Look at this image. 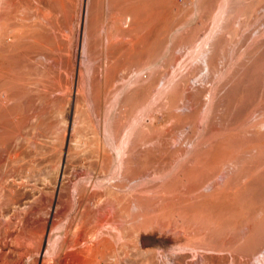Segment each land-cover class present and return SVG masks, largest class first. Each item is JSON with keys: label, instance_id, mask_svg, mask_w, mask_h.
<instances>
[{"label": "rangeland", "instance_id": "1", "mask_svg": "<svg viewBox=\"0 0 264 264\" xmlns=\"http://www.w3.org/2000/svg\"><path fill=\"white\" fill-rule=\"evenodd\" d=\"M156 5L150 33L138 30L145 39L135 56L106 58L101 27L110 9L104 0H78L71 59L64 58L61 45L49 58L31 59L47 87L68 78L66 107L89 109L110 156L102 161L103 147L83 159L75 155L63 173L62 160L55 184L45 168L22 180L13 176L19 191L4 206L8 221H0V264L33 263L35 253L18 242L29 245L26 238L40 235V218L51 240L83 232L88 242L108 181L120 182L128 197L122 210L137 199L144 217L166 203L165 191L201 185L183 194L180 215L170 219L200 226L220 253L230 249L248 256V264L264 250V0H156ZM20 10L29 13L25 5ZM86 36L90 59L83 56ZM72 122L71 117L69 130ZM207 182L213 187H202ZM67 194L71 205L65 208ZM47 197L52 204L44 208ZM125 213L131 217V211ZM157 237L140 243L145 255L125 264H154L179 250L175 241ZM228 238L231 245L224 244Z\"/></svg>", "mask_w": 264, "mask_h": 264}, {"label": "bare ground", "instance_id": "2", "mask_svg": "<svg viewBox=\"0 0 264 264\" xmlns=\"http://www.w3.org/2000/svg\"><path fill=\"white\" fill-rule=\"evenodd\" d=\"M77 1L0 0V221H8L10 215L6 217L8 209L4 206L13 203L19 191L17 177L13 176L29 178L36 169L45 168L44 174L55 184L62 160L63 173L71 157L99 153L102 147V161H109L110 155L97 134L89 109H81L77 103L66 107L70 99L68 78L58 86L47 87L38 73V64L31 61L35 56L51 57L60 45L67 52L64 58L71 59ZM96 2L100 4L103 0ZM104 2L110 9L109 22L101 27L105 57L135 56L145 39V35L138 34L139 28L147 29V35L153 27L156 0ZM23 5L29 13L20 12ZM91 48L87 36L84 37V59L91 58ZM55 90L59 93L55 94ZM76 101L79 103L78 97ZM71 117L73 122L69 130L66 124ZM65 141L68 142L66 148ZM211 185L207 182L202 187H213ZM200 187L165 191L166 203L157 208L152 217H144L140 214L142 203L137 199L129 201L123 211L122 201L126 196L121 192V184L108 181L103 186L106 200L102 213L97 217L88 242L83 232L75 237L64 235L61 242L58 236L51 240L46 222L40 218V235L26 238L29 245L24 241L18 243L21 248L29 247L35 253L32 264H125L144 256L146 251L143 252L139 244L156 233L159 239L175 241L179 250L154 264H248V256L241 258L230 249L220 253L222 248L207 241L204 232L198 230L200 226L195 228L197 225L194 227L182 219H170L171 214L180 215L179 199L183 194ZM73 192L78 194V188L73 187ZM46 200L44 208L52 204L50 197ZM70 200L68 195L64 200L65 208L71 205ZM19 209L15 212L25 208ZM128 210L132 213L130 218L125 213ZM148 231L151 235L146 234ZM226 243L231 245V238ZM188 248L191 253L185 251ZM190 255H195L196 259L188 261ZM256 260L255 264H264V250Z\"/></svg>", "mask_w": 264, "mask_h": 264}]
</instances>
